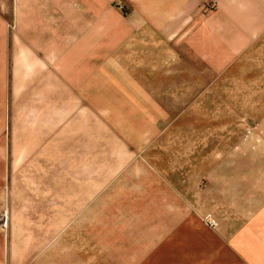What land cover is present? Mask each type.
Listing matches in <instances>:
<instances>
[{
    "label": "rangeland",
    "instance_id": "374dc122",
    "mask_svg": "<svg viewBox=\"0 0 264 264\" xmlns=\"http://www.w3.org/2000/svg\"><path fill=\"white\" fill-rule=\"evenodd\" d=\"M13 1L0 0V154L10 162L2 191L14 213L61 207L64 238L74 240V220L85 226L90 212L114 213L129 195L168 182L181 193L200 159L264 160V0H189V8L176 0V49L187 56L178 41L189 35V62L175 63L181 70L162 92L102 66L107 51L74 29V86L57 95L24 87L23 5ZM76 1L74 13L93 18L101 8L130 11L124 0ZM8 219L0 211L3 226Z\"/></svg>",
    "mask_w": 264,
    "mask_h": 264
},
{
    "label": "crops",
    "instance_id": "0c3cea01",
    "mask_svg": "<svg viewBox=\"0 0 264 264\" xmlns=\"http://www.w3.org/2000/svg\"><path fill=\"white\" fill-rule=\"evenodd\" d=\"M124 2L127 16L101 8V17L93 18L74 13L76 0H14L10 5H23L24 87L57 95L63 85L74 86V29L80 28L87 33L77 37L97 44L99 53L107 51L98 59L110 65L102 66L117 68L149 90L173 85L181 70L175 63L189 62L190 55L189 35L178 41L187 46V56L176 49V0ZM198 161L192 165L199 169L183 174L181 193L168 182L166 189L129 195L114 213L90 212L85 226L74 220V240L66 241L61 207L47 216L45 206L32 213L27 204L20 216L6 202L2 188L10 162L3 152L0 211L7 210L10 219L0 223V264H264V160Z\"/></svg>",
    "mask_w": 264,
    "mask_h": 264
},
{
    "label": "built area",
    "instance_id": "2783aa9c",
    "mask_svg": "<svg viewBox=\"0 0 264 264\" xmlns=\"http://www.w3.org/2000/svg\"><path fill=\"white\" fill-rule=\"evenodd\" d=\"M206 220L209 221L211 224L215 225L217 221L213 219L211 216H206ZM4 226L7 225V220L3 221Z\"/></svg>",
    "mask_w": 264,
    "mask_h": 264
}]
</instances>
